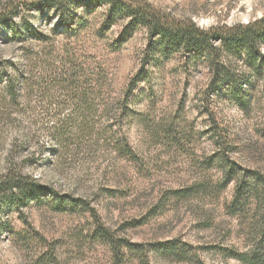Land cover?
Segmentation results:
<instances>
[{"label":"rangeland","instance_id":"rangeland-1","mask_svg":"<svg viewBox=\"0 0 264 264\" xmlns=\"http://www.w3.org/2000/svg\"><path fill=\"white\" fill-rule=\"evenodd\" d=\"M13 1L18 0H0V9ZM144 1L172 17L191 18L204 28L247 23L264 15V0ZM31 12L24 10L14 19L21 22L24 14L50 36V42H6L11 34L0 24V59L22 60L24 47H29L38 62L34 73L42 70L45 76L44 69H54L65 57L76 55L88 78L97 79L98 73L104 72L105 80L98 85L101 94L96 102L100 105L94 109L95 115L78 122L81 125L68 149L44 131L28 143L23 142L21 133L29 119L46 117L42 107L49 106L51 96L55 95L52 98L57 102L68 98L66 102L74 104L85 102L84 98L76 94L70 100L74 92L66 88L35 93L24 89V105L29 107L31 100L32 107H39L35 114L30 110L13 113L12 117L23 118L22 124L1 116L7 108L1 98L7 94L0 84V177L13 163L56 194L85 200L91 210L64 211L49 192L39 199L7 201L0 216V264H34L41 252L53 247L56 264H242L227 253L234 248L249 249L254 239L249 233L259 229L260 214L254 205L233 214L228 206L236 181L223 190L216 185L224 180L222 163L227 159L240 170L264 172V80L256 98L242 106L225 96L213 97L210 102L204 98L209 78L205 65L187 68L181 58H175L162 69H153L151 84L143 81L135 89L132 115L124 120L123 131L136 153L133 161L116 150L113 130L118 126L110 131L104 128L114 124L119 99L141 66L146 30L139 29L116 48L112 42L123 23L102 35L98 32L106 7L89 16L91 29L73 41L65 33L54 34L57 19L51 13L33 16ZM54 108L61 106L53 104L50 111ZM79 112H83L81 108ZM93 123L92 131L88 127ZM196 182L210 187L188 198L172 192ZM98 229L127 239L130 246L118 257L113 247L97 236ZM173 240L185 246V258L165 256L152 248V243Z\"/></svg>","mask_w":264,"mask_h":264},{"label":"trees","instance_id":"trees-1","mask_svg":"<svg viewBox=\"0 0 264 264\" xmlns=\"http://www.w3.org/2000/svg\"><path fill=\"white\" fill-rule=\"evenodd\" d=\"M101 7H106V15L98 30L99 34L102 35L113 26L123 23L121 32L112 42V46L119 48L139 29H145L147 32L141 66L119 99L117 105L119 112L114 115V124L104 128V131H110L113 126H118L113 132L116 136L114 138L116 150L122 157L135 161L136 153L126 132L123 131L125 118L132 115L135 89L143 81L152 82L153 69H162L165 63L172 59L181 58L187 68L201 65L208 67L209 78L204 98L209 102L213 97L225 96L229 101L245 106L256 98L264 80V15L247 23L238 22L204 28L191 18L172 17L144 0H18L0 9V24L11 34L6 37V42L17 41L23 45L27 42L49 43L50 36L41 31L24 14L21 16H24L21 22H17L14 18L20 16L24 10L34 11L35 13L31 12L33 16L51 13L57 19L56 26L52 28L54 34L65 33L73 41L80 37L81 32L91 29L89 16ZM70 46L71 43L66 45L67 48ZM24 48L26 51L22 57L25 60L0 59V84L7 94L1 98V101L5 100L4 103L7 105L5 115L1 116L18 122L20 121L18 117H12L13 113L18 115L26 110L36 113L35 110L39 106L32 107L31 100L28 102L29 107L24 105L21 99L24 89H29L32 93L40 90L49 92L48 90L56 87L70 89L74 92L70 100L76 98L77 94L79 98H84L85 102L76 104L66 102L68 98L57 102L52 98L55 95L51 96L49 106L42 107L43 112L47 111L46 117L29 119L21 133L24 135L23 142L28 143L30 138L42 136L38 133L44 131L52 141L55 140L61 147L68 149L72 137L81 125L78 122L84 117L87 119L95 115L94 109L100 105L96 100L100 99L101 91L97 89L98 85L104 82L105 73H98L97 79L88 78L81 63L75 60L76 55L73 58L65 57L60 61L61 65L54 66V69L49 68L46 71L44 69L45 76L42 75V70L34 73L33 67H38L35 52L29 47ZM38 61H41V58ZM47 66L50 67V64ZM142 94L144 95V92ZM88 99L90 101H87ZM53 104H58L61 108L50 111ZM69 107L72 110L64 112ZM79 108L83 112H79ZM21 119L23 124V118ZM89 125L87 124V127ZM88 129L93 131L95 123ZM227 160L222 163L224 180L217 184L216 188L223 190L229 183L236 181L234 198L228 208L232 209L233 214H237L239 210L245 211L250 205H254L255 212L260 214L259 229L255 227L249 233L254 237L249 249L241 251L234 248L227 253V256L238 259L242 264H264V172L251 168L240 170L235 166L234 161ZM11 165L0 177V216L7 207L4 205L7 201L20 202L23 197L39 199V196L46 192L52 193L57 198L58 206L64 211L78 207L91 210L85 200L56 194L51 191L52 188L41 185L33 176L17 169L13 163ZM209 187L203 182H196L172 192L179 198H188L206 191ZM96 234L113 247L117 256L121 254L123 248L130 246L127 239L117 237L109 230L98 229ZM152 248L165 256L185 258L187 255L185 246L178 244V240L152 243ZM53 249L54 247L49 251L41 252L34 264H56L53 261L56 257Z\"/></svg>","mask_w":264,"mask_h":264}]
</instances>
